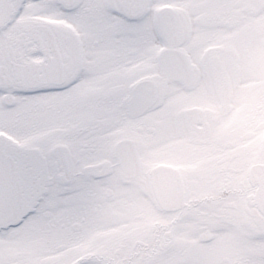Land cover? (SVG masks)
I'll list each match as a JSON object with an SVG mask.
<instances>
[{
  "label": "flooded vegetation",
  "instance_id": "obj_1",
  "mask_svg": "<svg viewBox=\"0 0 264 264\" xmlns=\"http://www.w3.org/2000/svg\"><path fill=\"white\" fill-rule=\"evenodd\" d=\"M227 1V17L213 7L207 27L186 26L179 0L13 1L0 27V143L24 206L0 224V264H264V204L251 203L260 186L249 180L264 164V132L249 126L237 155L221 158L218 193L171 183L179 198L164 210L153 186L160 164L197 167L168 137L202 59L225 38L245 47L264 35L231 25L263 17L264 0ZM202 30L223 41L201 47ZM158 149L168 159H152ZM199 218L209 226L193 243Z\"/></svg>",
  "mask_w": 264,
  "mask_h": 264
},
{
  "label": "clouds",
  "instance_id": "obj_2",
  "mask_svg": "<svg viewBox=\"0 0 264 264\" xmlns=\"http://www.w3.org/2000/svg\"><path fill=\"white\" fill-rule=\"evenodd\" d=\"M219 39L210 33L204 43ZM224 43L226 47L202 59L198 82L184 87L186 95L176 109L177 124L168 137L183 141L178 146L187 149L182 162L196 163L197 167L182 171L160 169L152 176L172 183L194 182L198 191L210 196L218 193L226 179L221 158L237 155L230 150L246 139L249 126H254L257 133L264 132V35L250 46H238L227 38ZM253 81L256 85L247 87ZM209 89L210 95L206 94ZM209 103L211 111L194 107ZM202 226H209L203 218L192 221L189 234L193 243L201 239Z\"/></svg>",
  "mask_w": 264,
  "mask_h": 264
},
{
  "label": "water",
  "instance_id": "obj_3",
  "mask_svg": "<svg viewBox=\"0 0 264 264\" xmlns=\"http://www.w3.org/2000/svg\"><path fill=\"white\" fill-rule=\"evenodd\" d=\"M12 9V0H0V26L8 20ZM166 168L167 166L161 165L156 168V171ZM250 179L253 184L260 186L258 193L252 197L251 203L264 204V165L253 167L251 169ZM153 181L157 197L161 200L159 188L161 181L164 180L153 179ZM167 185L168 187L172 186L169 181H167ZM168 196L169 198L172 196L169 191L165 194V197ZM22 204V186L16 174V162L4 151L0 144V221L15 218L20 212Z\"/></svg>",
  "mask_w": 264,
  "mask_h": 264
},
{
  "label": "rangeland",
  "instance_id": "obj_4",
  "mask_svg": "<svg viewBox=\"0 0 264 264\" xmlns=\"http://www.w3.org/2000/svg\"><path fill=\"white\" fill-rule=\"evenodd\" d=\"M233 1H237V0H233ZM179 4L185 7V11L183 10L182 12L184 15V21L186 22V26L198 25L199 27L200 26L207 27L208 25L207 21L209 17L208 12H210L213 9V7L215 8V11H216L215 12L216 19H225L227 17V16L225 17L224 15L225 4H228L227 0H214L213 2L212 0L211 1L210 0H179ZM241 6L242 4H240V7ZM231 25L232 27H235V28L257 27V26L264 27V15L262 17V14L261 15H257L256 13L249 14V15L244 16L242 19H238L236 22H232ZM216 26L223 27L227 25H224L223 23H218ZM199 36L203 37L201 38V40L199 39L200 40L199 42L201 44L200 46L202 47L206 44L204 43V41L206 40L208 36L207 30L206 31L202 30L199 33ZM218 37H220L219 41L222 42L223 40H221V38L223 37V34L218 35ZM193 43L194 45H196L195 40H193ZM21 129L16 128L14 132L17 133ZM41 133L42 131L40 132V135ZM36 141H37V135L35 134V136L32 137L29 144L31 146H34ZM46 144H47L46 141H44V144L42 145L45 147ZM162 156L165 158H161ZM168 157L169 155L167 153H165L161 149H158L153 154L152 159L165 160V159H168ZM35 163H39V161H35ZM153 215L155 214L153 213ZM157 217H160V215ZM154 218L155 217L153 216V219Z\"/></svg>",
  "mask_w": 264,
  "mask_h": 264
}]
</instances>
